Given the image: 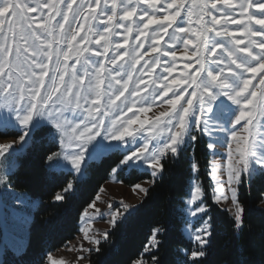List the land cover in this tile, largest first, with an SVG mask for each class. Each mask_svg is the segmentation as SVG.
Returning <instances> with one entry per match:
<instances>
[{"label":"snow or ice","instance_id":"6c2138e0","mask_svg":"<svg viewBox=\"0 0 264 264\" xmlns=\"http://www.w3.org/2000/svg\"><path fill=\"white\" fill-rule=\"evenodd\" d=\"M156 2L158 0H153V6ZM224 3L229 8H237V5L230 3V0H224ZM74 4H76V0H69L63 10V15H61L62 10L59 8V5H49L50 12L47 20L42 24H37L36 19L29 16L28 13L36 12L38 8H43L40 0H35L31 6L22 2V0H0V32H4V35L0 36V40L3 41L2 54H0V77H4L0 92L5 94L6 100L11 97L15 103L27 101L23 107L24 114L18 117L19 121L25 125V136L28 135V125L33 121V115H35L48 118L54 123L59 132L63 134V137H67L68 128L65 125H68L69 122L64 118L63 113L71 106L83 109V112L87 113V116L84 117V126L79 132H77V129L80 128L79 124L72 128L74 135L71 138L75 141H83V143L75 144V147L79 151L73 153L71 158V164L79 170L81 162L84 160L83 153L87 150V145L100 136L102 129L104 135L99 143L94 145L92 153H89V156H92L93 153L102 155L107 151L119 149L120 145H109L105 141L109 139L123 140L125 136L133 135L130 130L132 125L139 122L143 126V124L147 123V121H141L139 115H136L135 118L129 117L127 120H122L123 114L131 112L134 109L137 113L143 114L151 109L146 107L135 108L137 101L133 97L139 96V85L146 83L142 79H137L136 87H134L132 93H129V99L125 104L123 106H116V101L128 91V82L132 80L135 65L139 63L141 58L138 49L143 47L144 40L137 39L136 47L131 52L125 51L121 54L119 50L126 47L127 36H125L123 43L116 42L110 44L106 41V36L103 32L98 33L99 38L95 39L94 43L101 45V48L95 51V55L105 57L107 63L111 65H115L118 59L123 60L125 56H131L129 67L132 71L127 73L126 80L121 82L120 79H117V77L122 75L123 65H121V68L117 70L115 75L109 70L108 75L105 76L104 62L93 61L90 64L88 59H84L81 62L82 53L88 49L80 47L79 44L80 42L84 44L93 42L90 39L92 35L90 21L106 22L109 27L105 29V32H111L112 20L117 14L115 11L110 15L102 12L101 16H97L95 9L100 7L99 0H93V3L81 0V3L75 10L73 9ZM129 5H133V0H125L122 6L123 15L120 17L122 20H131L135 14V5L131 8H129ZM111 6L114 10L116 9L115 0H113ZM167 6L168 8L176 9L175 15H167L163 20H159L155 15V11H159V9H156L152 14L144 10L140 19L143 20L147 17V21L143 23L142 27L139 24L136 26L138 37H143L145 35L143 30L148 29L152 24H159L161 26L152 36L150 44L151 52L159 51L158 45L161 43L160 30L167 33L176 17L180 15L181 9H184L183 4L177 6L176 4L169 3ZM256 6L259 11L264 12V0H259V4ZM208 7V3L191 4L185 11L189 26L187 28L183 26L174 28L172 35L169 37L172 45L179 44L182 46L185 54L184 58L192 61V64H186L184 67L190 70L196 64H199V68L195 73L189 71V74L183 81L174 78L171 80V84L173 85L179 86L184 83L192 89L191 92L187 88L183 92L177 91L175 99L168 100L172 112H176V107L185 94L190 98L185 101V106H182L175 115L172 112L165 111L156 118L157 123L154 127L163 123V131H166L169 135L164 140L163 147H157V150L150 157L145 158V162L151 161V166L155 169L159 166L160 156L166 150L170 149L174 154L178 152L180 146L185 142V136L189 142L196 140L195 129L199 126L198 118L208 117L210 112H215V118L221 122L227 121L228 127L212 124L217 129L218 134L212 137L208 146L211 148L214 144L223 140L221 146L229 148L228 156L226 157L228 160V182L230 184L233 182L238 183L240 181V174L249 171L250 162L253 159H256L261 167H264V157L260 155L261 152H264V143L258 146L249 145L248 138L241 137L238 130L234 131L231 127L233 121L237 125H240L241 121H245L246 125H242V127H244L245 132H249L248 126L252 125L254 113H258L264 117V39H254L257 36H264V31H256L250 27L251 16H248V24L245 25L244 30L241 32L229 31L227 28L223 30L215 29L214 26L220 24L221 21L215 15H212L210 21H204L205 15H208ZM211 7L216 8V4L212 3ZM252 7L253 4L249 0H241L239 4L240 15H246L247 10ZM52 9H55L54 13L51 11ZM217 11H220V9H217ZM194 13L196 14V23L200 25L199 29L192 26ZM5 14L8 15L6 16ZM69 14L73 16L72 24L75 25L76 30L72 31L70 26L69 30L65 32V24L68 23ZM41 15H43V12H41ZM56 15H61L62 22H58L54 26L52 20ZM105 15L107 16L106 21L104 20ZM230 22L236 24L243 23L242 20H231ZM85 23H89V28L85 32V35L80 37V42H78L77 35L80 31L84 30L83 24ZM181 23L183 24V22ZM255 23L264 26V19H256ZM4 24H7L6 31L3 29ZM33 24H37V27L41 31L37 32L33 28ZM17 26L21 29L19 33L16 32ZM119 27H122L128 35H131L133 31L132 27L128 25L121 24ZM212 31L215 32V37L222 38L221 42L218 43L215 39H212L211 42L209 41L208 33ZM179 33H189V35L181 37ZM16 35H19L24 40L28 48L21 49L17 46L14 59H10L12 56L10 41H14ZM245 35L247 42L245 38H240ZM193 37L196 38L195 42ZM101 41L106 42L101 44ZM61 43L67 46L66 49L60 46ZM53 44H56L57 47L53 48ZM189 45L193 49L190 55L188 54ZM110 47L113 54L109 57L107 53ZM253 48H259L260 51L253 52ZM28 49H31L32 53V61L28 65V70L21 69V75L17 76L15 82H13L12 69L20 68L23 62L21 60L22 52H27ZM220 50L223 51H221L220 56H217V51ZM225 54L227 58H225ZM162 55H171L172 61H177L176 51H164ZM73 56L76 64L81 65L79 72H77L74 66H70L67 63ZM53 57H55L54 62ZM210 57H215V59H209ZM28 59L29 57H24L25 61ZM159 62V57L151 62L145 61V70H147L149 63L159 64ZM205 64L209 66L205 68ZM222 64L225 67H221ZM32 65L40 69L39 73L33 69ZM212 65H215V68ZM232 65L235 66L234 69L231 67ZM50 66L52 75L49 77ZM6 68L8 69L7 72L5 71ZM165 71L169 73L174 72V64H170ZM225 71H227L228 75H225L221 79V75ZM202 72H205L206 75L201 79ZM258 75L260 76L258 80L260 87L252 85L253 78ZM66 76L68 77L67 81L65 80ZM45 77H49L47 86H45ZM85 78L88 79L87 85L83 83ZM105 80L108 83L105 87H102L105 84ZM116 85H120V87L117 88ZM62 87L63 91H61ZM162 87L167 89L163 93L165 96L168 94V91L172 90L166 84L162 85ZM104 97L107 99L104 103V110L101 111L100 102ZM218 97H227L233 104L240 107L234 111L228 104L220 101L215 105V111H213V102L217 101ZM152 98L153 100L156 98L155 90ZM193 101H196L195 107L193 106ZM129 104L131 107L128 106ZM236 112H238V116L235 114ZM95 113H100V115L97 116ZM110 113H112L111 119L105 125V117H108ZM161 117H169V119L161 121ZM3 123H5L4 117L0 115V124ZM205 129L211 132L209 118L205 120L202 131ZM228 136L231 137L232 142L236 143L234 151L237 159L235 164L233 163V149L227 141ZM69 146L72 145L70 144ZM145 149H147V143L140 149L141 154L136 156L137 160L143 158L142 154ZM128 159H132V157L129 156ZM152 175L155 176L156 172L153 171ZM219 191L223 193L224 188L221 187ZM232 196L235 199L236 191L234 189ZM56 199H61V196L57 195ZM200 210L203 211V208ZM238 210L243 211L239 206ZM236 219L239 221L240 216L238 215ZM207 224L208 221H204L201 227L206 228ZM196 239H199V236ZM197 254L196 252L193 253V255ZM199 254H203V252L201 251Z\"/></svg>","mask_w":264,"mask_h":264},{"label":"rangeland","instance_id":"374dc122","mask_svg":"<svg viewBox=\"0 0 264 264\" xmlns=\"http://www.w3.org/2000/svg\"><path fill=\"white\" fill-rule=\"evenodd\" d=\"M22 2L29 4L30 6L35 2V0H22ZM69 2V0H40V3L43 5V8H38L36 12L28 13L29 16L36 19L37 24L44 23L47 20L48 14L50 12L49 5H59V8L62 10L61 15H63V10L65 5ZM88 3H93V0H87ZM100 7L95 9V14L97 16H101L102 12L110 15L113 11L116 12V16L113 17L111 28V32H105V29L109 27L106 22H99L96 20L90 21V26L92 28V35L90 39L93 41L90 44H84L80 42V37L85 35V32L89 28V23L83 24V31H80L77 35V41L80 42L79 46L87 51H84L81 55V62L84 59H88L91 64L93 61H102L104 62L105 73L104 75H108V71L110 70L113 75L121 68L123 65L122 75L117 77L121 82L126 80L127 73L132 71L129 67L131 64V56H125L123 60H117L115 65H111L107 63L105 57L95 55V51L101 48V45L94 43L95 39H98V33L103 32L106 36V41L110 44H114L116 42L123 43L125 36H127V45L125 48H121L119 51L123 54L125 51L131 52V50L136 47L137 39H143L144 44L142 48H139L138 51L140 53L139 63L135 65V71L132 74V80L128 82V91L124 93V95L116 101V106H123L125 102L129 99V93L133 92L134 87H136L137 79H142L146 83H141L139 85L140 94L139 96H134L133 99L137 101L135 108L146 107L151 110L147 113H137L135 109L131 112H127L123 114L121 119L127 120L129 117L135 118L136 115L140 116L141 121H147V123L141 124L138 122L131 126V131L133 133L132 136H125L123 140H113L109 139L105 141L106 144L109 145H120L119 149H113L107 151L102 155H98L93 153L92 156H89V153H92V148L96 143H99L100 139L103 137L104 132L101 130L100 136L96 137L91 143L87 145V150L83 153L84 160L81 162L80 169L77 170L74 165L71 164V158L73 153L79 151L75 144L83 143V141H75L72 138L74 135L72 133V128H74L77 124L80 125V128L77 129V132L83 128L84 117L87 116L86 112H83V109L75 108L71 106L68 110H66L63 115L64 118L69 122L68 125H65L68 128V136L63 137V134L59 132V130L55 127L54 123L50 121L46 117H40L33 115V121L28 125V135L25 136V125H23L18 117L24 114L23 107L27 102L26 100L20 103H15V101L9 97L7 100L5 99V94L0 92V115L4 117L5 123L0 124V129L4 132L7 131H15L20 135L16 138L0 140V224L5 234V247L9 248L16 254H20L24 251L26 246V231L27 226L31 220L33 209L35 206V202H31L25 195L16 193L12 191L7 184L8 176L14 170V162L17 155H21L24 153L26 146L31 142V139L35 133V131L39 128H47V137L50 140L56 142L59 146V151L51 157L49 160L48 166L50 170L53 171H65L72 172L75 177L80 180L84 177V168L91 161H99L103 156L110 154L112 152H119L125 155L124 161L120 167H118L115 172L112 174L108 183L104 186L101 193L97 197L96 201L89 206L81 217V232L77 236V238L71 242L64 249L52 254L48 258V264H88V257L90 253L96 249L97 245L106 239L108 232L117 224L126 218L130 212H132L144 199L148 188L151 186V182L146 181L136 186H125L122 184L118 178L117 173L122 170H127L129 172L132 169H137L141 171H147L152 177H156L161 172L160 162L167 155L174 153L171 150H166L159 159V166L153 169L151 166V161L148 163L145 162V158L151 156V154L157 150V147H163V142L169 135L166 131H163L164 124L154 127L157 121L156 118L160 116L162 112H172L171 105L168 104L169 99H175V93L177 91L183 92L185 88L188 89L189 92L192 91L187 84L182 83L181 85H173L171 84V80L174 78L176 80L183 81L184 78L189 74V71L195 73L199 68V64H196L192 69H186L184 65L192 64V61L184 58V51L181 45H172L169 37L173 33V29L178 26H183L187 28L189 25L187 24V17L185 15L186 9L193 3L202 4L208 3L209 7L207 9L208 15H205L204 21H210L212 15H215L218 19H220L221 23L215 25V29L223 30L227 28L229 31H237L241 32L244 30L246 24H248V16L252 17V21L250 27L256 31H264V26L256 24V19H264V12L258 10L257 6L259 4V0H249L253 4V7L247 10L246 15L241 16L239 11V4L241 0H230V3L236 4L237 8L232 9L229 8L227 4L224 3V0H158L153 6V0H133V5H135V14L133 15L131 20L125 21L120 17L123 15L122 6L125 3V0H115L117 5L116 9L112 8L113 0H99ZM81 0H76V4L73 5V9L79 6ZM173 3L179 6L180 4L184 5V9H181L180 15L176 17L172 26L168 29L167 33H164L160 30V40L161 43L158 45V52H151L150 44L151 39L155 31L160 29L159 24H152L148 29H144L145 35L143 37L137 36V24L141 27L143 23L147 21V17L143 20L140 19L141 14L144 10H147L149 14H152L156 9L159 11H155L156 18L159 20H163L167 15H175V8H168V4ZM215 3L216 8L211 7V4ZM133 5H129L131 8ZM220 9V11H217ZM53 13L55 9L51 10ZM43 12V15H41ZM6 16L8 14H5ZM61 15H56L52 20V24L55 26L58 22H62ZM227 16V19H226ZM107 16H104V20L106 21ZM231 20H242L243 23L236 24L231 23ZM73 16L69 14L68 23L65 24V32H67L71 26V30L75 31L76 27L72 24ZM183 22V24L181 23ZM37 24H33V28L40 32L41 29L37 27ZM128 25L131 26L133 31L131 35L125 33L122 27L119 25ZM194 28L199 29L200 25L196 23V14L193 15V25ZM211 27V25H209ZM4 31L7 29V24L3 25ZM21 31L20 27L17 26L16 32L19 33ZM4 32H0V36H3ZM181 37H186L189 33H179ZM209 41L215 39L218 43L221 42V37H215V32L208 33ZM247 42L246 35L244 37ZM254 39L260 40L264 39V36H257ZM195 42L196 38L193 37ZM106 41H101V44H104ZM12 47V56L10 59H14L16 54L17 46L21 49L28 48V45L22 40L19 35L15 36L14 41H10ZM62 48L66 49V45L61 43ZM75 46V45H74ZM57 47L56 44H53V48ZM3 49V41L0 40V54H2ZM253 52H259V48H253ZM164 51H176L177 52V61L173 62L171 55L164 56L162 53ZM221 51H217V56L221 55ZM193 52L192 46L189 45L188 54L190 55ZM112 48H109V52L107 55L112 56ZM242 55V54H241ZM29 57L28 60H24V57ZM157 57H159V64L149 63L147 66V70H145V61H154ZM43 58V57H41ZM225 58L226 54H225ZM209 59H215V57H210ZM21 60L23 61L20 65V68L12 69L13 72V82H15V78L21 75V69L27 71L28 65L32 61V53L31 49H28L27 52H22ZM55 57H53V62ZM67 63L70 66H74L77 72L80 71L81 65L76 64L74 56L71 57ZM255 63V61H253ZM174 64L175 71L167 72L165 69L170 65ZM209 65L205 64V68ZM33 69L39 73L40 69L36 68L35 65H32ZM215 68V65H212ZM221 67H225L224 64ZM233 69L234 65L231 66ZM7 72L8 69L6 68ZM142 74V76H141ZM52 75L51 66L49 70V77ZM206 75L205 72L201 73L200 78L202 79ZM225 75H228L227 71H225L221 75V79ZM49 77H45V86H47V81ZM260 76H256L252 80V85L256 87H260L258 85V80ZM65 80H68V77H65ZM4 77H0V87L3 86ZM83 83L87 85L88 79L85 78ZM108 81L105 80V84L102 87L107 85ZM168 85L171 87V91H168V94L163 95L164 91L167 89L162 87V85ZM117 88L120 85H116ZM155 90L156 98L153 100V94ZM63 91V87L61 88ZM75 91V89H73ZM251 91V87H250ZM43 94V93H42ZM190 97L185 94L183 99L176 107V112H179L182 106H185V101ZM107 98L104 97L101 99L100 108L101 111L104 110V103ZM220 101L228 104L234 111L240 107L232 103L231 100H228L227 97H218V100L213 102V111H215V105ZM131 107V105H128ZM193 106H196V101H193ZM87 107V105H85ZM14 109V110H13ZM176 112H172L173 115ZM238 116V112L235 113ZM95 115L99 116L100 113H95ZM112 113L109 114L108 117H105V125L108 124L111 119ZM209 118V127L211 128V132L209 130H203L204 122ZM169 117H161V121H167ZM199 119V126L195 129V134L201 133L203 134L208 141L212 139L214 135H217V129L213 127V125H221L224 127H228V122H221L220 120L215 118V112H210L208 117L205 116ZM213 124V125H212ZM242 125H246L245 121H241L240 125L235 124L233 121L231 127L234 131L238 130V133L241 137H247L249 141V145L258 146L261 143H264V117L260 116L258 113H254V118L252 125L248 126L249 132L244 131V127ZM119 127V125H117ZM85 135H87L85 133ZM185 142L180 146L178 151L189 143L188 138L185 136ZM228 143L231 145L233 149V163L237 159V155L235 153L236 143L231 141V137H227ZM145 143H147V149L143 152V158L140 160L136 159L137 155H140V149L144 147ZM72 146H69V145ZM223 144V140L214 144L213 147L210 148L211 151V163H210V176L213 184L214 191V200L216 204H218L224 210H227L234 219L239 215L240 220L236 221L238 224L242 225V212L238 210L241 208L238 200L239 195V186L241 183V179L243 176H253L259 173H264V167H261L256 159H253L250 162V169L247 173L242 172L240 174V181L229 183L228 182V160L226 157L228 156L229 148L227 146H221ZM10 146V147H8ZM243 147V145H241ZM261 157H264V152L260 153ZM131 156L132 159H128ZM126 161V162H125ZM155 171L156 175L153 176L152 172ZM223 187L224 192L220 193L219 189ZM233 189L236 191L235 199L232 196ZM203 208V211L200 209ZM264 209V203L262 205ZM208 208L205 204V193L202 189L201 185L197 182L194 183L192 192L190 196L186 199L185 206V215H186V224L184 227V234L187 238L193 239L199 247H203L205 245V239L208 237V224L206 228L201 227L202 223L197 222L202 219V217L207 213ZM199 223V224H197ZM197 224V226H195ZM199 236V239L196 237ZM203 241V242H201ZM151 246L154 245V241L151 242ZM4 247L0 248V258L2 256ZM136 264H141L138 262Z\"/></svg>","mask_w":264,"mask_h":264},{"label":"trees","instance_id":"16d2710c","mask_svg":"<svg viewBox=\"0 0 264 264\" xmlns=\"http://www.w3.org/2000/svg\"><path fill=\"white\" fill-rule=\"evenodd\" d=\"M19 135L0 129V140ZM196 137L175 155L163 158L156 177L137 169L117 173L125 186L146 181L151 186L142 202L90 253L88 264H264V173L241 179L238 200L243 211L239 225L214 200L209 141L201 133ZM58 151L59 146L42 127L35 131L24 153L17 155L14 170L7 178L8 187L35 202V206L22 253L5 247L0 224V248L4 247L0 264H48L50 255L80 234L83 213L125 158L112 152L97 162L91 161L84 168V177L78 180L72 172L49 169V160ZM195 182L204 190L208 208L197 221H208L209 233L203 247L184 234L186 199ZM57 195L61 199L57 200ZM201 251L203 254H199Z\"/></svg>","mask_w":264,"mask_h":264}]
</instances>
